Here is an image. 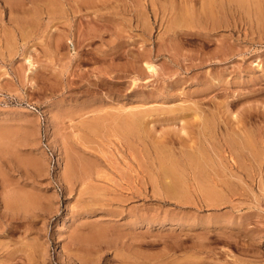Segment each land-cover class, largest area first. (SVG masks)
<instances>
[{
	"label": "rangeland",
	"instance_id": "1",
	"mask_svg": "<svg viewBox=\"0 0 264 264\" xmlns=\"http://www.w3.org/2000/svg\"><path fill=\"white\" fill-rule=\"evenodd\" d=\"M263 11L264 0H0V264H264V148L240 180L220 149L214 167L234 191L222 207L126 190L158 180L155 148L199 143L204 120L221 144L239 140L232 127L264 135ZM249 107L261 110L241 130ZM131 108L146 112L135 139L115 122Z\"/></svg>",
	"mask_w": 264,
	"mask_h": 264
},
{
	"label": "bare ground",
	"instance_id": "2",
	"mask_svg": "<svg viewBox=\"0 0 264 264\" xmlns=\"http://www.w3.org/2000/svg\"><path fill=\"white\" fill-rule=\"evenodd\" d=\"M53 1V0H52ZM147 1V0H146ZM235 1V0H234ZM45 2V1H44ZM51 2V1H50ZM61 2V1H60ZM136 2V1H135ZM153 2V0H152ZM155 2V1H154ZM4 3V2H3ZM36 3V2H35ZM147 3V2H146ZM202 3V2H201ZM209 3V2H208ZM207 3V4H208ZM219 3V2H218ZM223 3V2H222ZM261 3V2H260ZM40 4V2H39ZM51 4V3H50ZM143 4V3H141ZM154 4V3H152ZM212 4V3H211ZM254 4V3H253ZM151 5V3H150ZM201 5V4H200ZM204 5V4H203ZM26 6V5H25ZM45 6V5H44ZM191 6V5H190ZM139 7V6H138ZM151 7L153 8L154 6L151 5ZM213 8V6H211ZM17 8V7H16ZM41 8V7H40ZM186 8V7H185ZM201 9V8H200ZM40 10V9H39ZM62 10V9H61ZM148 10V9H147ZM187 10V9H186ZM192 10V9H191ZM195 10V9H194ZM210 10V9H208ZM215 10V9H214ZM47 11V10H46ZM48 13H54L53 10H51L50 8L48 9ZM57 11V10H56ZM136 11V10H135ZM154 11V9H153ZM188 11V10H187ZM204 11V10H203ZM207 11V10H206ZM132 12V11H131ZM152 12V11H151ZM156 11H154L155 13ZM193 12V11H192ZM209 12V11H208ZM264 12V11H263ZM146 13V12H145ZM158 13V12H157ZM189 13V12H188ZM205 13V12H204ZM210 13H211V10H210ZM149 14V13H148ZM203 14V13H202ZM143 15V14H142ZM141 15V16H142ZM153 15V14H152ZM188 15V14H187ZM205 15V14H204ZM208 15V14H207ZM211 15V14H209ZM49 16V15H48ZM53 16V15H52ZM136 16V15H135ZM157 16V15H156ZM186 16V14H185ZM192 16V15H191ZM214 16V15H213ZM149 17V16H148ZM147 17V18H148ZM208 17V16H207ZM215 17V16H214ZM19 18V17H17ZM157 18V17H156ZM188 18V16H187ZM12 19V18H11ZM150 19V18H149ZM155 19V18H154ZM210 19V18H209ZM156 20V19H155ZM215 20V18H214ZM16 21V20H15ZM14 21V22H15ZM28 21V20H27ZM149 22V20H148ZM211 22H214L212 21V18H211ZM210 22V23H211ZM22 23V22H21ZM81 23V22H80ZM23 24V23H22ZM25 24V23H24ZM23 24V25H24ZM147 24V22H146ZM150 24V22H149ZM27 25V24H26ZM25 26V25H24ZM149 26V25H148ZM215 26V25H214ZM27 27V26H26ZM146 27V26H145ZM150 27V26H149ZM152 27V26H151ZM150 27V28H151ZM147 29V28H146ZM152 29V28H151ZM22 31V30H21ZM23 36V35H22ZM11 41V40H10ZM9 42V41H8ZM8 44V43H7ZM33 57V56H32ZM30 59V58H29ZM156 66V65H155ZM146 68L151 72V73H154L155 72V67L153 64H147ZM134 70V69H133ZM157 71V70H156ZM138 78V77H136ZM134 80V79H133ZM137 80V79H136ZM213 82V81H212ZM135 83V82H134ZM215 86V85H214ZM238 96V95H237ZM235 96V97H237ZM240 96V95H239ZM234 97V98H235ZM166 98V97H164ZM153 99V98H152ZM181 99V98H180ZM239 99V98H238ZM233 100V99H232ZM163 101V100H162ZM181 101V100H180ZM183 101V100H182ZM239 101V100H238ZM192 102V101H191ZM235 101H232V103H234ZM149 103V102H148ZM160 103V102H159ZM162 103V102H161ZM264 103V102H263ZM119 104V103H118ZM123 104V103H122ZM164 104V103H163ZM162 104V105H163ZM166 104V103H165ZM174 104V103H173ZM126 105V104H125ZM171 105V104H170ZM196 105V104H195ZM231 105V104H230ZM263 105V104H262ZM117 106V105H115ZM114 106V107H115ZM132 106V105H131ZM135 106V105H134ZM137 106V105H136ZM144 106V104H143ZM147 106V105H146ZM165 106V105H164ZM184 106V105H183ZM98 107V106H97ZM119 107V106H118ZM140 107V106H139ZM142 107V105H141ZM140 107V108H141ZM145 107V106H144ZM194 107V106H193ZM95 108V107H94ZM124 108V107H123ZM123 108L121 110H123ZM135 108V107H134ZM143 108V107H142ZM184 108V107H183ZM252 108V107H249V109ZM93 109V108H92ZM119 109V108H118ZM129 109V107H128ZM136 109H139L138 107ZM153 109V108H152ZM164 109V108H163ZM178 109V108H177ZM188 109V108H187ZM247 109V110H244L243 113H241L240 117H239V122H237L238 124L240 123L242 126H241V130L243 128V126L245 127V124L249 123L250 125V121H252L253 119H255V117L257 118L258 117V113H260L258 111V109H255V108H252V109ZM91 110V109H90ZM96 110V109H95ZM99 110V109H98ZM95 111V112H99V111ZM181 110V109H179ZM196 110V109H195ZM261 110V109H259ZM89 111V110H88ZM101 111V110H100ZM146 111V110H145ZM157 111V110H156ZM94 112V113H95ZM123 112V111H121ZM148 112V111H147ZM173 112V111H172ZM181 112V111H180ZM187 112V110H186ZM185 112V113H186ZM90 113V112H89ZM146 112H143V111H140V110H134L133 108H131V111H128L126 113H121V114H116L117 116L115 117V122L117 123V125L119 126L120 128V131L125 135L127 136V138H131L130 135H135L134 139L136 138V135L139 134L141 131L144 130V114ZM184 113V112H183ZM195 113V112H194ZM203 113V112H202ZM263 115H264V112H262ZM80 114V113H79ZM148 114V113H147ZM150 114V113H149ZM160 114V113H159ZM168 114V113H167ZM190 114V112H189ZM196 114V113H195ZM194 114V115H195ZM99 115V113H98ZM177 115V114H176ZM191 115V114H190ZM97 116V115H96ZM168 116V115H167ZM170 116V115H169ZM174 116V115H173ZM172 116V117H173ZM200 116V117H199ZM213 116V115H212ZM80 117H82L80 115ZM107 117V115H106ZM110 117V116H109ZM108 117V118H109ZM186 117H188V115H185V114H181L180 116L176 117L178 120H183L184 118L186 119ZM193 117V116H192ZM85 118V117H84ZM168 118V117H166ZM196 121L198 120H201L202 119V115L201 114H197L196 115ZM201 118V119H199ZM88 119V118H87ZM113 119V118H112ZM147 119V118H146ZM210 119V118H209ZM216 119V118H215ZM214 119V121L216 122V120ZM83 120V118H82ZM91 120V118L89 119ZM96 120V119H94ZM99 121H103V119H98ZM168 120V119H167ZM170 121H172L171 119H169ZM174 120V118H173ZM188 120V119H187ZM191 120V119H190ZM208 120V119H207ZM93 121V120H92ZM107 121H110V120H107ZM112 121V120H111ZM186 121V120H184ZM193 121V120H191ZM195 121V122H196ZM213 119L211 121H203V122H199V128H197V137H198V142H195L193 143L194 145H189L188 142L186 141V139L183 138L182 136V147H184L183 150L182 148L180 149L179 151V154L176 153L174 151V148L173 146H175V141L172 142L171 140H165L166 142H163V144H160L159 147L156 149L155 148V152H156V155L155 157L157 158L158 160V164H155L157 166V173H156V176L158 177V180H155L157 179L156 177H152L150 176L148 182L146 181V183L149 184V188H141V189H137L136 186L132 185L134 182H135V179L137 181V178H135L133 181L132 184H128V188L126 189L127 191L130 192V197H132V199L134 198H137V197H142L143 195H147L149 197H152L150 198L151 200L153 198H161L162 201H167V200H171V201H176L177 204H182V205H186V204H190L193 203L194 204H197L198 206H202V207H222L221 205H225L227 204L226 200H222V197L221 196V199H220V196L218 197V195H220L221 193H223L224 191H226V188L229 189V184L230 181L228 180H225V179H222V176L223 175H220V173H218L214 167V164L216 163L217 159H219V153L220 152V149H223L224 147L223 146H226L223 151H228L229 154H230V161L227 162V164L225 165V170L226 171H230L229 174H228V178H237V179H241L240 177L238 178V173L237 175L234 174V172L236 173V171L238 172V170L241 171V169H246L248 166L247 163H254L256 162L257 160L255 159L258 155H255L254 153V149L256 146H260L261 148H264V135L262 134V132H260V128L257 129V132H259V135L256 136L255 134L257 133H253L254 131H249L248 129H244V132L242 133H236L235 129L233 130L231 128V130L234 132L233 134L237 135L238 139L236 142L234 140H232L231 138L233 136H229V134H227V138H225V144H221L220 143V140H218V137H220V134L217 135L218 132H216L215 128H216V125L212 122ZM256 121V120H255ZM106 122V121H105ZM103 121V124L105 123ZM253 122V121H252ZM87 123V122H86ZM98 122H95L92 124V126H96L98 125L97 124ZM113 123V122H112ZM102 124V122H101ZM108 124V122H107ZM106 124V125H107ZM196 124V123H195ZM194 124V125H195ZM90 125V124H89ZM100 125V124H99ZM105 125V126H106ZM192 125V126H194ZM248 125V126H249ZM91 126V128H92ZM101 126V125H100ZM197 126V125H196ZM247 126V125H246ZM98 127V126H97ZM191 127V126H189ZM195 127V126H194ZM218 127V126H217ZM256 127V126H255ZM260 127V126H259ZM87 128V127H86ZM96 128V127H95ZM108 128V127H106ZM110 128V127H109ZM109 128H108V131H109ZM113 128H115L113 126ZM240 128V127H238ZM257 128V127H256ZM101 129V128H100ZM100 129L96 128V130H99ZM182 129V128H181ZM217 129V128H216ZM95 130V131H96ZM184 130V129H183ZM226 130V129H225ZM230 129L228 131H231ZM240 130V131H241ZM93 131V130H92ZM218 131V130H217ZM238 131V132H240ZM185 132V131H184ZM187 132V131H186ZM117 133V132H116ZM220 133V132H219ZM223 133V132H222ZM232 133V132H231ZM92 134V133H91ZM106 134V133H105ZM121 134V133H120ZM100 135V134H99ZM122 135V134H121ZM123 135L124 139H125V136ZM188 135V134H187ZM186 135V136H187ZM193 135V134H192ZM224 135V134H223ZM139 136V135H138ZM218 136V137H217ZM132 137V138H133ZM189 137V136H188ZM194 137V135H193ZM226 137V136H224ZM138 138V137H137ZM141 138V136L139 137ZM190 138H191V135H190ZM230 138V139H229ZM128 139V140H129ZM220 139V138H219ZM228 139V140H227ZM236 139V138H234ZM127 140V141H128ZM132 140V139H131ZM130 140V141H131ZM139 140V139H138ZM223 140V138H222ZM89 141V140H88ZM197 141V139H196ZM125 142V141H124ZM168 142V143H167ZM190 142V141H189ZM222 142V141H221ZM126 143V142H125ZM164 143H167V145L169 146H164L165 144ZM235 144H237L235 146ZM257 144V145H256ZM85 145V144H84ZM131 145V144H130ZM135 145V143H134ZM157 146V145H156ZM155 146V147H156ZM162 146V147H161ZM134 148V147H132ZM177 149V148H175ZM145 151L147 152V149L145 148ZM152 151V150H151ZM154 151V149H153ZM145 152V153H146ZM263 152V151H262ZM148 153V152H147ZM146 153V154H147ZM153 153V152H152ZM258 153V152H257ZM256 153V154H257ZM259 153H261V151H259ZM155 154V153H154ZM223 154V153H222ZM226 154V153H225ZM104 155V154H103ZM176 155V156H175ZM148 156V155H147ZM236 156V157H235ZM149 157V156H148ZM152 157V156H151ZM154 157V158H155ZM228 157V155H227ZM221 158V157H220ZM238 158V159H236ZM241 158V159H240ZM222 159V158H221ZM261 159V158H260ZM153 160V158H152ZM157 160H154L157 162ZM262 160V159H261ZM150 161V160H149ZM222 161V160H221ZM242 161V162H241ZM155 162V163H156ZM223 162V161H222ZM91 163V162H90ZM89 163V164H90ZM139 163V162H138ZM152 163V161L150 162ZM149 163V164H150ZM154 163V162H153ZM152 163V165H153ZM221 163V162H220ZM84 165H86L84 163ZM93 165V164H91ZM151 165V164H150ZM251 165V164H250ZM261 165V164H260ZM94 166V165H93ZM143 166V165H142ZM98 167V166H97ZM140 167V166H139ZM151 167V166H150ZM252 167V166H250ZM249 167V168H250ZM86 168V167H84ZM88 168H91L88 166ZM154 168V167H152ZM156 168V167H155ZM180 168H183L182 171H180L181 169ZM217 168V167H216ZM253 168V167H252ZM255 168V167H254ZM100 169V168H99ZM220 169V168H219ZM87 170V168H86ZM98 170V169H96ZM251 170V169H249ZM247 170V171H249ZM253 170V169H252ZM90 170H87V172H89ZM221 171V169H220ZM254 171V170H253ZM91 172V171H90ZM142 172V171H141ZM152 172V171H151ZM92 173V172H91ZM97 173V172H96ZM138 173V172H137ZM240 173V172H239ZM154 174V173H152ZM252 174V172H251ZM250 174V175H251ZM68 175V174H67ZM88 175V174H87ZM93 175V174H91ZM100 175V174H98ZM227 175V174H225ZM86 176V175H85ZM84 176V178H85ZM140 176V175H139ZM145 176V175H144ZM155 176V174H154ZM89 178H91L90 176H88ZM226 177V176H225ZM143 178V177H142ZM224 178V177H223ZM86 179H88L86 177ZM85 179V180H86ZM83 180V179H82ZM85 180H83L85 182ZM92 180V179H91ZM126 182L128 181L127 179H125ZM143 180V179H142ZM260 180V179H259ZM121 181V180H120ZM125 182V181H124ZM130 182V181H128ZM138 182V181H137ZM237 182V181H236ZM83 183V182H82ZM91 183V182H90ZM89 183V184H90ZM136 183V182H135ZM140 182H138L139 184ZM87 184V185H89ZM137 184V185H138ZM147 184V185H148ZM233 184V183H232ZM231 184V185H232ZM83 185V184H82ZM85 185V184H84ZM86 185V186H87ZM227 186L226 188L224 186ZM245 185V184H244ZM90 186V185H89ZM83 187V186H82ZM143 187H147L146 185L143 186ZM249 187V186H248ZM88 188V187H87ZM93 189H94V186H93ZM92 189V190H93ZM179 189H182L183 191H179ZM231 189V188H230ZM229 189V191H231ZM85 190H91L90 188L89 189H85ZM91 190V191H92ZM97 190V189H96ZM149 190V191H148ZM239 190V189H238ZM242 190V189H241ZM179 191V193H178ZM193 191L195 192V194H198V193H202L204 194L206 192V195H208V197H202L201 195L198 197V200L197 199H193ZM227 192V191H226ZM232 192V191H231ZM234 192V191H233ZM232 192V193H233ZM89 193V192H88ZM99 193V192H98ZM181 193V194H180ZM187 193H191L192 195L190 197H188ZM225 193V192H224ZM94 194V193H93ZM229 194V193H228ZM236 194V193H234ZM91 195V193H90ZM190 195V194H189ZM227 195V194H226ZM240 195V194H239ZM241 196V195H240ZM108 197V196H107ZM146 197V196H145ZM197 197V196H196ZM232 197V195H231ZM236 197V196H235ZM228 198V196H227ZM226 198V199H227ZM230 198V197H229ZM228 198V200H229ZM131 199V198H130ZM131 199V200H132ZM125 201H128V200H125ZM93 202V201H92ZM97 202V201H96ZM229 203V201H228ZM235 205V204H234ZM214 209V208H213ZM143 217V216H142ZM141 218V216H140ZM147 218V217H146ZM141 220V219H140ZM151 221L147 222L148 225L149 224H152L154 222V217L152 219H150ZM153 220V221H152ZM200 220V219H199ZM201 235V234H200ZM200 239V238H199ZM174 240V239H173ZM207 243V242H206ZM178 245V244H177ZM203 245V244H202ZM180 246L182 247V245L180 244ZM196 246L198 247L199 244ZM195 246V248H196ZM204 246H207L204 244ZM201 247L200 249L202 248H205L206 247ZM211 246V245H210ZM180 247V248H181ZM176 248V247H175ZM174 248V249H175ZM178 248V247H177ZM209 248V247H208ZM204 250V249H203ZM210 250V249H209ZM202 251V250H200ZM205 251V250H204ZM194 255V254H193ZM194 258V257H193ZM198 259V258H197ZM193 260V259H192ZM190 260V261H192ZM194 262V261H193Z\"/></svg>",
	"mask_w": 264,
	"mask_h": 264
}]
</instances>
